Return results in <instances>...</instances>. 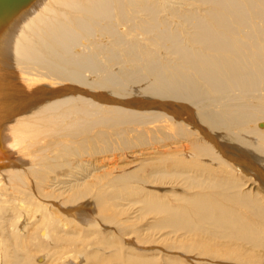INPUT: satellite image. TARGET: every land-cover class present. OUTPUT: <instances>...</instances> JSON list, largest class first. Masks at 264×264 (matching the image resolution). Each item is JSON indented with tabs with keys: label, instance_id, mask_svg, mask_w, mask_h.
<instances>
[{
	"label": "bare ground",
	"instance_id": "bare-ground-1",
	"mask_svg": "<svg viewBox=\"0 0 264 264\" xmlns=\"http://www.w3.org/2000/svg\"><path fill=\"white\" fill-rule=\"evenodd\" d=\"M162 250L264 264V0H0V264Z\"/></svg>",
	"mask_w": 264,
	"mask_h": 264
},
{
	"label": "rangeland",
	"instance_id": "rangeland-1",
	"mask_svg": "<svg viewBox=\"0 0 264 264\" xmlns=\"http://www.w3.org/2000/svg\"><path fill=\"white\" fill-rule=\"evenodd\" d=\"M159 189V188H158ZM166 189H168V188H165V190ZM159 190H163V188H160ZM132 211H131V210ZM135 209H136V206L134 207V209H133V206H130V208L128 209V213H127V215H126V217L128 216H137L136 214H141L139 211H135ZM130 212V213H129ZM139 212V213H138ZM129 217V218H131V219H133V222L135 223V225L136 226H139V227H141V226H144L145 225V223H146V221H147V217L149 218V216L148 215H146V217L145 218H136V217ZM139 217H140V215H139ZM104 223V222H103ZM132 226V225H131ZM128 237H129V240H131V241H135L136 242V238L137 237H139V235L138 234H134V233H131L130 234V236L128 235ZM167 244V242L166 243H161V242H159V243H153V244H147V246L146 245H139V246H137V248L139 249V247H141V248H148V247H153V248H155V249H162L163 247H165V245ZM163 246V247H162ZM162 251H164V250H162ZM164 253L165 254H172V255H175V256H180L182 259H184V260H186L189 264H194V262L188 257V256H183L182 254L180 255V253H177V252H170V251H164ZM264 259V258H263ZM161 261V260H160ZM263 260H261V262H262Z\"/></svg>",
	"mask_w": 264,
	"mask_h": 264
},
{
	"label": "water",
	"instance_id": "water-1",
	"mask_svg": "<svg viewBox=\"0 0 264 264\" xmlns=\"http://www.w3.org/2000/svg\"><path fill=\"white\" fill-rule=\"evenodd\" d=\"M14 2L17 1V0H13Z\"/></svg>",
	"mask_w": 264,
	"mask_h": 264
}]
</instances>
